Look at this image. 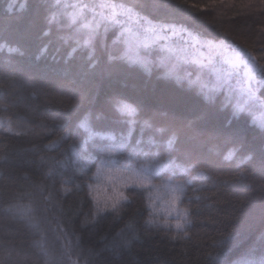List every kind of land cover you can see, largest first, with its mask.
I'll return each mask as SVG.
<instances>
[{"label":"trees","instance_id":"16d2710c","mask_svg":"<svg viewBox=\"0 0 264 264\" xmlns=\"http://www.w3.org/2000/svg\"><path fill=\"white\" fill-rule=\"evenodd\" d=\"M133 2L135 0H0V85L9 92V100L14 101L12 107H0V264H51L55 254L62 250L70 251L65 264H92L93 261L102 264L111 259L110 254L89 256L88 250L95 253L105 244L119 243L117 234L133 213L141 239L124 251L120 264H219V260L223 264H264V191L259 173V156L264 148L261 135L264 83L252 81L242 86L241 70L232 72L234 77L230 79L226 70L210 71L191 60L170 56L163 41L154 46L149 43V37L155 32L168 35L169 45L183 42L187 47L188 38L184 37L205 42L217 35L220 39L212 43L219 45L224 41L230 50L249 52L255 57L258 68L264 67V44L261 43L264 40V2L165 0L179 7L161 8L147 18L136 10L131 16L121 14L118 8L115 21L102 19L111 15V9L101 8V4L129 7ZM85 24L95 28L87 45L84 42L90 29L85 28ZM150 28L155 31H149ZM45 32L49 35L45 36ZM174 33L181 37H175ZM101 35L105 36L107 46L103 51L95 47ZM131 37L140 41L138 48L132 46ZM42 46L47 47V54L41 53ZM89 51H95L99 58L95 76L83 80L77 76L72 82L59 74L70 53L74 56L72 64L87 68L85 61ZM129 65L133 69L131 73ZM189 79L197 83L189 84ZM256 79H260L259 72ZM36 81L39 89L32 86ZM53 83L63 88V96L59 88L51 87ZM41 89L49 95L45 96ZM81 95H90L92 103L82 101L72 111L70 105ZM166 95L179 98L182 106L174 117L157 118V127L164 131L145 130L144 121L156 116L159 107L152 98ZM118 100L133 107L136 102L143 103L129 116L116 111ZM205 112L211 114L210 123L198 119ZM21 118L23 123H20ZM189 122L199 131L197 139L184 143L182 137L180 150L168 149L166 141L172 129ZM218 129L235 132L243 140V146H235L236 155L231 161L205 170L200 179L196 178L197 170L173 171L172 166L181 164L185 151L222 160L233 145L218 134ZM149 139L154 143L149 144ZM122 143L123 151L106 155ZM249 149L255 152L253 160L246 159ZM145 154L157 157L152 174L154 184L162 185L169 178L174 183L192 181L187 184L180 204L188 208L189 218L193 219L184 240L171 239L176 233L174 228L159 231L148 228L145 221L151 209L147 207V191L142 198H136L129 212L121 213L115 220L110 213H98L96 220L101 216L108 218L94 230L92 223L81 228L84 214L89 213L90 208L95 210L87 184L99 185L111 193L105 173L99 180L94 178L101 160L114 161L111 165L114 175L115 169L128 167L130 156L136 167L152 163L145 159ZM41 157L48 163H42ZM56 161L64 164L57 165ZM73 161L87 162V176L75 171L77 164ZM237 161L243 164L236 171L248 175L243 184L232 186L234 172L229 169H235ZM53 165L67 173L65 180L74 181L61 184L60 176H55V188L60 189V202L65 211L70 204L76 208L83 201L81 214L73 219V226H69L66 217L57 226L55 206L49 207L45 222L39 219V213L29 212L32 217L29 221L18 211L34 208V199L39 201V194L33 192L34 185H45L44 195L47 196L53 184L47 174ZM156 165L161 167L159 175L155 173ZM224 180H229V185L222 183ZM81 183L85 191L76 194L75 184ZM63 188H72L73 192L65 195ZM125 191L127 194L128 190ZM98 194L103 197L104 192ZM162 203V198L156 200L157 207ZM159 219H164L162 212ZM169 220L175 223V217ZM145 228H148L147 235ZM216 241L223 243L214 247ZM217 253L222 255L219 260H213Z\"/></svg>","mask_w":264,"mask_h":264},{"label":"snow or ice","instance_id":"6c2138e0","mask_svg":"<svg viewBox=\"0 0 264 264\" xmlns=\"http://www.w3.org/2000/svg\"><path fill=\"white\" fill-rule=\"evenodd\" d=\"M264 2V0H262ZM10 7H12L10 5ZM101 8H109L111 9V15L108 17H102V19H110L115 21L117 13V9H120L121 14L132 15L133 10L142 14L143 18H147L149 14L154 15L161 8H169V7H179L172 6L165 2V0H135V2L131 3L129 7H125L124 5H116V4H101ZM98 26V25H97ZM85 28H89L88 39L84 42L85 45L89 44L92 40L93 35L95 34V28H92L90 24H85ZM175 30V29H173ZM149 31L154 32V28H150ZM190 34V33H189ZM27 35V34H26ZM45 36L49 34L47 32L44 33ZM23 38V37H22ZM220 39L219 36L213 35L212 40ZM212 40L205 41L202 46H207L209 49H215L218 53H227V48L229 45H226L224 41H221L219 45H215L212 43ZM264 44V40L261 41ZM97 49L103 51L106 49L105 45V36L101 35L96 40ZM42 54H47V47L42 46L40 49ZM77 49H73L72 52L75 53ZM114 58V57H113ZM39 59V57H37ZM55 59V57H53ZM74 59V56L70 53L65 58V67L60 71V75L63 76L66 80H70L75 82V78L78 76L81 80L86 79L91 76H95L99 69V58L96 55L95 51H89L87 59L85 63L87 64V68H83L81 65H74L71 61ZM211 63V61H209ZM225 63L229 64L230 68L233 70H238L240 65L244 67V74L247 77L249 82L255 81L257 84L264 83V67L258 68L255 57L251 55V53L246 52L242 49L234 50L231 56L225 55ZM133 69L129 65L128 72L131 73ZM259 72L260 79H256L257 73ZM199 80V77H198ZM197 83V81H192L189 79V84ZM33 88L39 89V82H33ZM53 89L59 88L61 96L64 95V90L61 86L53 83L51 85ZM204 85L201 84V88ZM43 92L45 96L49 95L48 92L40 90ZM249 96L251 97L252 89H247ZM74 96V93H73ZM153 102L159 105L156 109V116L150 117L148 120H145L143 123V128L145 130H150L152 132L155 131H164L163 128H158L156 125V120L159 117H174L177 113V110L182 106V102L179 98L171 95L166 96H154ZM82 101H86L88 103H92V97L90 95H81L79 100H76L75 104L70 105L71 110L75 111ZM62 102V101H61ZM143 101L136 102V107H133L129 103H125L122 100L116 101V111L120 114H127L132 116L136 113L137 108L140 107V104ZM14 106V101L9 100V92L5 89L3 85H0V107L8 108ZM71 113H67L66 115H70ZM206 122H211V114L210 112H205L204 115L198 117ZM23 118H21L20 123H23ZM230 127V123L228 125ZM31 131V130H29ZM218 134H221L225 137L226 142L231 143L233 147L228 150L227 154L223 156L222 160L215 161L210 159L206 154H195L193 151H185L183 159L180 165H173L172 169L175 171L178 169L180 172H188L189 170H197V179L203 178L205 170L213 169L217 164H224L226 161H231L233 157L236 155L237 148L235 147L237 144L243 146V140L239 137V135L235 132L225 131L224 129H218ZM19 135V133H17ZM27 134V133H26ZM34 135H39V133H33ZM199 135L198 129L194 128L192 122L188 124H184L179 127H175L172 129L169 137L166 141V146L168 149H173L174 147L177 150H180L179 146L183 142L187 143L189 140L195 141ZM262 137H264V126H262L261 131ZM63 139V137H61ZM149 144H153L154 141L149 139L147 141ZM125 145L122 143L119 148L114 151H109L106 153L107 156H113L115 151H123ZM249 155L246 157L247 160H253L255 157V152L249 149ZM73 156H76V153H73ZM145 159L152 161V163H142L139 167L133 166L132 157H129L128 167L124 169H115L113 175V168L111 165L114 161L111 160H101V166L96 168L95 179L99 180L102 175L107 171L109 183L111 184V193L108 192L107 188L101 189L99 185L94 186L93 184L88 183L87 189L88 194L92 195L93 201H95V210L93 211L90 208L89 213H85L84 222L80 225L81 228H84L88 223L93 224V230L96 226H98L103 220L107 219V216H101L100 220H96V216L98 213H110L112 215V219L115 220L117 217H120L121 213L129 212L132 209V205L135 204L137 197H143L144 191L148 192V205L147 207L151 209L149 212V218L145 221V224L148 228H154L159 231L161 228L163 229H172L176 230L175 235H172L171 239L175 240L179 238L180 240H184L187 235V229H189L193 225V219L189 218V210L188 208L180 207L181 198L184 196L186 192L187 184L192 183V181H186L184 183H174L171 178L167 179L162 185L154 184L152 181L153 167L155 165V161L157 159L156 154H145ZM42 163H48L41 157ZM73 163L77 164L75 171H79L82 175L87 176L86 161L83 164H80L76 161ZM57 165H63L64 162L56 161ZM243 161H237L235 165V169H229L234 172V175L231 177V184L235 186L236 184H243L247 178V173L242 171H236L239 169ZM71 167V165H69ZM165 168H168L169 165H165ZM90 170V169H88ZM161 171V167L155 166V173L159 175ZM259 173L260 179L262 181L261 188L264 191V148L261 149L259 156ZM254 174V172H253ZM48 177L53 179V184L49 187L47 196L44 195L45 185H34L33 192L39 194V201L34 199V208H29L27 210L18 209L21 215L25 216L29 221L32 220V217L28 215L29 212L39 213V219L42 222L48 220L47 213L49 211L50 206H55L57 212L55 214V219L57 221V226H59V221L62 218L68 219L69 226L72 225V221L74 218L78 217L82 211L81 201L80 205L76 208L70 204L68 206V211L66 212L62 203L60 202L62 198L59 197L60 189L55 188V176H60V183H74L72 180H65L64 177L67 173L60 171L59 168H56L55 165L51 166L48 171ZM115 180V182H113ZM225 185H229V180L222 181ZM161 188L165 190L167 193V198L163 200V203L160 207H157L156 200L161 199L160 192ZM127 194H126V191ZM141 190V191H138ZM62 191L67 195L68 193L73 192L72 188H63ZM85 191L83 183L75 184V192L78 194L79 192ZM103 191L104 195L101 197L98 193ZM96 193V194H93ZM198 200L199 197H196ZM262 200H264V195H262ZM164 214V219H159L160 213ZM70 213V215H69ZM89 215H91L92 219L89 220ZM153 217H156L153 219ZM169 217H175V223H171ZM138 221L135 213L129 215L127 220L124 222V227L120 229V232L117 234L120 237L119 243H113L112 245L105 244L103 249L93 253L91 249L88 250L89 256L92 255H101L104 252H108L111 256L110 260H105L102 264H120V259L122 258L124 251L130 250L135 246V243L138 242L140 237V230L137 227ZM148 228H145V235L148 234ZM67 235V233H64ZM165 235H168L166 232ZM105 239H107L105 237ZM115 239V238H114ZM79 240V237H77ZM223 241L214 242V247L216 244H222ZM70 255L69 250L58 251L55 256L52 258L51 264H65L66 258ZM211 255V254H210ZM221 253H217V256L212 257L213 260H219ZM19 264V262H16ZM92 264H96L95 261ZM219 264H223L222 260H219Z\"/></svg>","mask_w":264,"mask_h":264},{"label":"rangeland","instance_id":"374dc122","mask_svg":"<svg viewBox=\"0 0 264 264\" xmlns=\"http://www.w3.org/2000/svg\"><path fill=\"white\" fill-rule=\"evenodd\" d=\"M174 36L181 37V35L178 33H174ZM184 38H188L187 39L188 47L186 46V44H182L183 42H179L181 44H178V45H169L168 35L155 32L153 36L149 37V39H151L149 43L152 46H154V45H157L160 41H163L165 42V48L167 49V52L170 56L175 55L185 61L191 60L194 63L207 67L210 71L213 70L216 72V70L218 71L226 70V73L230 77V79L234 77L232 72L241 70L243 73V79L241 81L242 86L251 84V82L247 80V77L244 74L243 65H240L238 70H233L230 68L229 64L225 63V55L231 56L234 50H230L227 48V53H218L215 49H209L207 46H202L204 42L200 41L199 39H196L194 37L191 38L189 36L184 37ZM130 42L132 46L135 48H138L140 45V41L133 37H131ZM215 45H218V44H215ZM159 46L160 48H162V46L164 45H159ZM209 61H211V63ZM105 177H108L107 171L105 172ZM160 196L163 200L167 198V193L165 192L163 188H161Z\"/></svg>","mask_w":264,"mask_h":264}]
</instances>
